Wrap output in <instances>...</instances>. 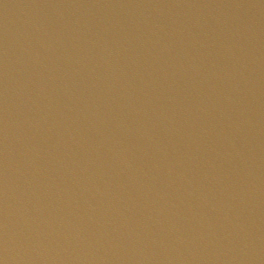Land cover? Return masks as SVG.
Segmentation results:
<instances>
[{
    "label": "water",
    "instance_id": "water-1",
    "mask_svg": "<svg viewBox=\"0 0 264 264\" xmlns=\"http://www.w3.org/2000/svg\"><path fill=\"white\" fill-rule=\"evenodd\" d=\"M0 264H264V0H0Z\"/></svg>",
    "mask_w": 264,
    "mask_h": 264
}]
</instances>
